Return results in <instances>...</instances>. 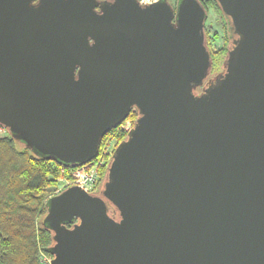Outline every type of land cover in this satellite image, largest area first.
<instances>
[{
  "label": "water",
  "instance_id": "obj_1",
  "mask_svg": "<svg viewBox=\"0 0 264 264\" xmlns=\"http://www.w3.org/2000/svg\"><path fill=\"white\" fill-rule=\"evenodd\" d=\"M217 2L209 77L200 0H0L13 138L75 167L137 112L98 193L47 188L53 264H264V0Z\"/></svg>",
  "mask_w": 264,
  "mask_h": 264
},
{
  "label": "trees",
  "instance_id": "obj_2",
  "mask_svg": "<svg viewBox=\"0 0 264 264\" xmlns=\"http://www.w3.org/2000/svg\"><path fill=\"white\" fill-rule=\"evenodd\" d=\"M200 2L207 16L209 10L215 14L213 22H208L206 16L204 27L213 69L222 64L232 31L229 18L222 12L217 0ZM214 22L219 29H214ZM219 40L223 45L218 48ZM212 44L215 46L212 47ZM131 112L127 118L134 122L137 112L134 109ZM3 128V133H0V264H41V252L49 253L47 250L53 243L52 231L43 221L47 211L46 201L52 195L47 188L57 186L61 177L69 179L74 166H65L34 153ZM126 133L127 130L117 125L101 138L93 159L102 163L98 166L97 182L91 192H99L106 175V166L113 151L109 152L107 140H115L114 148L126 137ZM109 212L117 216L112 206H109Z\"/></svg>",
  "mask_w": 264,
  "mask_h": 264
},
{
  "label": "built area",
  "instance_id": "obj_3",
  "mask_svg": "<svg viewBox=\"0 0 264 264\" xmlns=\"http://www.w3.org/2000/svg\"><path fill=\"white\" fill-rule=\"evenodd\" d=\"M152 1L155 0H143V2L145 3ZM130 126H131L130 124L128 125L124 124L125 130L129 129ZM3 131L4 128L0 124V133ZM101 163H102L101 161H95L94 159H92L86 163L75 166L71 170V176L69 179L62 177L59 179L58 185L55 186L56 192H59L63 188L73 184L79 185L85 191L91 192L97 182V178H98L97 169L99 164ZM39 260L41 264H53L52 255L46 252H41Z\"/></svg>",
  "mask_w": 264,
  "mask_h": 264
},
{
  "label": "rangeland",
  "instance_id": "obj_4",
  "mask_svg": "<svg viewBox=\"0 0 264 264\" xmlns=\"http://www.w3.org/2000/svg\"><path fill=\"white\" fill-rule=\"evenodd\" d=\"M140 1L143 2V0H140ZM169 1L174 4L176 0H169ZM207 17H208V22H210V21L213 22V20L215 18L214 12L212 10H209V13H208V16ZM214 29H219V26L216 24V22H214ZM217 44H218V48H219V46L223 45L222 40L217 41ZM221 68H222V64L221 63L219 64V66H217V65L214 66L213 69L211 68L208 76L211 77V76L215 75L216 73H218L219 71H221ZM124 124L125 125L133 124V120L131 118H127V121L124 120L119 125L124 129ZM1 133H3V132H1ZM106 143L109 145V149H108L109 152L112 149H114L113 146L115 144V140L113 138H109V140H107Z\"/></svg>",
  "mask_w": 264,
  "mask_h": 264
},
{
  "label": "flooded vegetation",
  "instance_id": "obj_5",
  "mask_svg": "<svg viewBox=\"0 0 264 264\" xmlns=\"http://www.w3.org/2000/svg\"><path fill=\"white\" fill-rule=\"evenodd\" d=\"M214 46H215V45H214V44H212V47H214ZM214 50H216V49L214 48ZM132 110H133V109H132ZM132 110H131V111H132ZM131 111H130V113H129V114H131V113H132ZM125 120L127 121V119H125ZM130 125L132 126V124H130ZM131 126H130V127H131ZM124 129H125V128H124ZM127 130H128V129H127Z\"/></svg>",
  "mask_w": 264,
  "mask_h": 264
}]
</instances>
